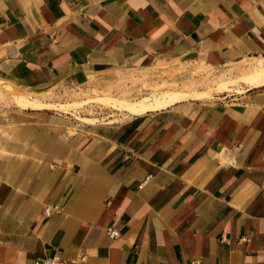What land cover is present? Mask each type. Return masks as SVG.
Instances as JSON below:
<instances>
[{
    "label": "crops",
    "instance_id": "obj_1",
    "mask_svg": "<svg viewBox=\"0 0 264 264\" xmlns=\"http://www.w3.org/2000/svg\"><path fill=\"white\" fill-rule=\"evenodd\" d=\"M262 57L264 0H0V81L33 94ZM245 86L76 126L0 117V264H264V84Z\"/></svg>",
    "mask_w": 264,
    "mask_h": 264
},
{
    "label": "rangeland",
    "instance_id": "obj_2",
    "mask_svg": "<svg viewBox=\"0 0 264 264\" xmlns=\"http://www.w3.org/2000/svg\"><path fill=\"white\" fill-rule=\"evenodd\" d=\"M241 75H247L256 80L264 77V60L257 63L256 61L243 62L219 70L199 65L173 63L153 67L149 71H122L104 76H88L80 81L65 82L35 94L7 85L23 92L29 98H35L45 103L66 105L61 109L48 107L35 108V111L52 114L76 126L82 122H103L126 116L130 112L123 107L120 109L119 105L117 106L118 101L124 104L141 103L168 90L201 93L203 95L198 99L202 100L217 99L226 93L233 92V90L240 92L246 86L239 81L231 84L230 90L226 93L223 91L224 94L217 92L216 88L219 85L218 82L237 79ZM97 98L104 101H95L94 99ZM196 98L188 97L186 99ZM108 100L112 102L116 100L117 103L115 105ZM21 109L24 107L18 106L5 84L0 83V117L8 118L11 123L10 119Z\"/></svg>",
    "mask_w": 264,
    "mask_h": 264
},
{
    "label": "bare ground",
    "instance_id": "obj_3",
    "mask_svg": "<svg viewBox=\"0 0 264 264\" xmlns=\"http://www.w3.org/2000/svg\"><path fill=\"white\" fill-rule=\"evenodd\" d=\"M241 82L243 85H247L249 87H254L256 85L264 84V77L260 78L259 80H256L252 77H249L247 75H241L237 79H231V80H226V81H220L218 82L219 85L216 88L217 92H223V91H228L230 90V85L235 83V82ZM0 83H4L1 82ZM5 87L9 90L10 95L14 99L15 103L20 106V107H28V108H35V107H41V106H50L53 108L61 109L63 108V104H53V103H45L42 102L38 99H31L27 97L23 92L16 90L10 86H8L6 83ZM158 95V94H157ZM203 94L201 93H193L190 91H181V90H168L163 92L159 96H155L153 99H149L147 101H143L141 103H136V104H124L122 102L118 101L117 106L119 105L120 109L121 107L125 108L127 111L130 112V114H142L145 111L153 108H158V107H163L167 106L173 102H176L181 99H186L188 97H197L199 98ZM148 99V98H146ZM95 101H104L101 98L94 99ZM110 103H113L116 105V100L115 102H112L111 100H108ZM142 101V100H141ZM113 106V105H112ZM116 108V106H114ZM124 110V109H123ZM128 112V113H129Z\"/></svg>",
    "mask_w": 264,
    "mask_h": 264
},
{
    "label": "built area",
    "instance_id": "obj_4",
    "mask_svg": "<svg viewBox=\"0 0 264 264\" xmlns=\"http://www.w3.org/2000/svg\"><path fill=\"white\" fill-rule=\"evenodd\" d=\"M107 232L112 237H116L118 235V231L112 228H107ZM242 240H246V238H242ZM85 263V255H79L76 258L63 260L59 257H52L48 259L38 260L35 262V264H84ZM182 264H201V261L199 259H192L188 263H182Z\"/></svg>",
    "mask_w": 264,
    "mask_h": 264
}]
</instances>
